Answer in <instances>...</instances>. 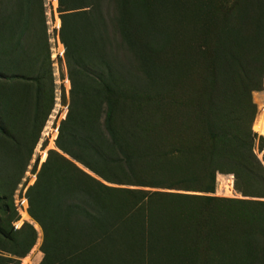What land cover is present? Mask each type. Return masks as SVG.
I'll return each instance as SVG.
<instances>
[{"label":"rangeland","instance_id":"1","mask_svg":"<svg viewBox=\"0 0 264 264\" xmlns=\"http://www.w3.org/2000/svg\"><path fill=\"white\" fill-rule=\"evenodd\" d=\"M91 1L93 8L100 11L104 28L97 17L95 24L99 28L95 32L84 19L75 17L68 21L65 30L68 40L77 46L73 48L75 69L82 83L69 120L66 116L70 86L59 39L56 0H41L45 33L44 40L37 43V50L33 41L28 44L26 38L23 57L20 52L18 57L12 54V59L0 54V233L8 239L23 223L34 231L29 252L13 260L17 264H40L43 259L40 228L28 215L27 198L31 195L27 189L34 184L46 158L54 171L65 174L61 161L66 160L106 187L108 213L113 217H122L134 207L131 192L156 195L146 202V221L137 214L120 225V235L113 237L117 243L125 236L127 224L129 231L132 226L138 233L143 231L145 258L138 264H247L248 255L249 259L252 256L264 259V81L260 92L249 95L254 109L249 108L244 98L226 111L231 123L229 131L236 134L250 131L255 137L251 144L252 159L245 165L247 171L223 167L213 175V192L203 194L197 188L205 171L199 169L194 173L192 169L197 168L179 153L188 148L192 139H207L205 130L193 123L188 94L182 89L187 88L189 78L192 81L190 52L204 44L209 17L220 19L234 3L231 15L237 20V30L245 27L246 20L251 23L249 27L259 24L263 36L264 0H121L124 9L120 0ZM35 5L34 2L28 10H36ZM121 10L126 13L122 19L130 33L129 41L121 37L120 20L117 21ZM81 11L86 12L87 8ZM231 24L226 23L227 28ZM27 32L29 38L31 31ZM260 40L261 37L257 42L262 43ZM107 62L113 69L117 94L111 126L115 139L124 143L121 151L133 158L135 178L130 180L119 150L110 153L116 161L110 167L103 166L95 150L81 155L93 169L117 180V184L102 181L54 144L61 139L67 149L80 151L77 149L80 143L71 145L68 141L92 139L96 147L97 139H109L101 125L103 106L100 98L96 99L98 80L106 73ZM167 94L171 95L167 98L170 105L166 104ZM5 95L6 100L8 95L14 98L7 107L2 104ZM86 115L89 119L85 121ZM235 142L224 143L228 148L223 163L233 165L240 158ZM242 144L245 149L247 144ZM128 181L157 186L137 187ZM64 185L62 181L63 206L69 203ZM114 223H119L116 218ZM52 233V244L57 245L51 249V263L66 257L72 263L94 261L99 254L105 255L103 248L95 249V256L86 250L75 251L76 244L63 242L60 232ZM107 245L109 248L112 244ZM8 246L6 239L0 238V247ZM159 247L161 252L155 250ZM0 257L8 258L2 252ZM140 257L133 254L135 259Z\"/></svg>","mask_w":264,"mask_h":264},{"label":"trees","instance_id":"2","mask_svg":"<svg viewBox=\"0 0 264 264\" xmlns=\"http://www.w3.org/2000/svg\"><path fill=\"white\" fill-rule=\"evenodd\" d=\"M56 1L60 19L59 39L63 48L64 64L70 86V104L66 116V120H69L71 111L76 108L82 83L78 80V71L75 69L77 60L73 48L77 49V46L66 37V25L71 19L79 17L84 19L85 23L92 26L95 32L99 28L95 24V19L97 17L98 21H101L102 18L99 9L93 8L91 0ZM34 2L36 10H28ZM119 2L122 5V9H124L121 0ZM233 6L234 3H231L228 6L229 10L226 11L227 13L225 12L220 19L209 17V25H207L203 36L204 44L198 45L197 48L195 46L194 50L190 52L192 59V70L190 72L192 74V81L189 78V83L186 85L187 88L182 89L188 94V104L190 110L194 113L193 123L200 125L205 130L204 137L207 139H192L188 148H184L179 153L181 152V156H184V159L190 160L193 167L197 168L192 169L194 173L199 172V169L205 171L206 175L198 181L199 187L197 188V191L203 194L213 192V175L216 171L227 166L247 171V162L250 158L252 159L251 144L255 139L254 135L250 131L244 134H236L229 131L231 123L227 118L226 111H228L229 107L237 105L239 100L244 98L249 108L251 110L252 108L254 109L249 102V95L252 92H260L262 90L264 81V35L261 36L260 34L262 31L261 28L259 29V24L249 27L251 23L246 20V23H244L245 27L237 30V20L236 18L232 19L233 14L231 15V11L233 10L231 7ZM83 8H87V11H81ZM21 9H23L22 12ZM119 13L117 21L120 20L121 37L129 41L130 33L127 32V26L122 19L126 13H123V10ZM229 22L232 24L230 28H227L226 23ZM102 27L104 28L103 23ZM28 30L31 31L29 38L27 36ZM44 33L41 0H0L1 56L4 55L8 59H12V54L13 56L16 54L18 57L17 52H20L22 54L20 56L23 57L26 53L23 49L26 38L28 44L30 40L33 41L35 44L33 48L37 50V43L39 40H44ZM260 37L262 43L257 42ZM105 64L104 69L106 73L98 80L100 89L96 92V99L100 98V105L103 106L101 125L109 139H97L96 147L92 139H74V143H72L74 140L68 141L71 145L80 143L79 146L77 145V149L80 151L67 149L66 145L61 142V139H56L54 144L59 151L68 156L72 161L82 165L102 181L109 184H117V180L111 179L108 176L106 177L93 169L81 155L82 153L95 150L97 159L102 162L103 166L107 165L110 167L116 162L110 153H113V149L119 150L123 159H125L124 163L130 174V180L135 178L131 164L133 158L121 151V146L124 143L121 142V139H115L112 130L111 120L116 106L117 94L114 91L115 83L113 82L112 66L108 62ZM12 96L8 95L7 100L6 95L3 97L2 104L5 107L14 101ZM170 96L167 94L165 97L167 105H170L167 99ZM80 98L82 102L85 95ZM87 112L90 113V111ZM84 118L86 121L89 119V116L86 115ZM198 135L200 136L201 133ZM235 140V143L238 144L237 150L241 154L240 158L233 165H229L228 162L223 163L228 148L224 143H230ZM242 143L247 144L245 149ZM239 146H243L240 148L241 152L239 151ZM29 155L30 152L28 153ZM168 158L172 159V157ZM61 162L65 167V174H62L59 170L54 171L53 167L50 166L49 158H46L40 166L34 184L27 189L28 195H31L27 198L29 206L28 215L37 223L42 235L41 253L43 254V259L40 264L44 262H46L45 264L142 263L141 260H144L146 251V247L143 245L144 241L142 240L144 238L143 231L138 233L132 226L130 232L127 224L124 229L125 236H122L117 243L114 242L116 238L113 237L120 235V225L130 222L137 214H140L142 219L146 221L148 211L146 202L156 195L148 194L144 196L139 191L131 192L136 206L134 205V207L126 211L127 213L122 214V217H113L108 213V205L105 199V192L108 189L77 169L69 161L62 160ZM194 176L196 175L194 174ZM189 179L192 178L189 177ZM62 181L65 182L64 186L68 193L67 199L69 202L64 206L60 201ZM128 182L133 186L143 188H154L157 186L151 182ZM34 193L37 195L35 200L32 197ZM206 199L209 200L211 198L207 197ZM115 218L119 223H114ZM135 228L139 229L140 227L136 226ZM53 231L60 232L58 235L63 238V242L67 240L65 243L69 241L76 244L75 251L86 250L85 252H92L93 256H95L93 251L103 248L105 255L102 257L103 254H99L94 261L88 260L72 263L66 257L62 261L59 259L51 263V249L57 245L53 246L52 244L51 233ZM0 238L6 239L9 244L6 248L0 247V252L8 256V258L0 257V264H17L13 259L24 257L29 252L34 242V231L29 225L23 223L8 239L2 233H0ZM107 244L112 245L106 248ZM117 244H122L124 248ZM61 246L64 247L65 245ZM131 249L133 251H130ZM155 250L161 252L162 248L159 247ZM134 253H138L141 257L139 259L133 258ZM249 256L246 257L247 264H264V259L256 256H252L249 259Z\"/></svg>","mask_w":264,"mask_h":264},{"label":"built area","instance_id":"3","mask_svg":"<svg viewBox=\"0 0 264 264\" xmlns=\"http://www.w3.org/2000/svg\"><path fill=\"white\" fill-rule=\"evenodd\" d=\"M262 165H263V167H264V161L262 162Z\"/></svg>","mask_w":264,"mask_h":264}]
</instances>
